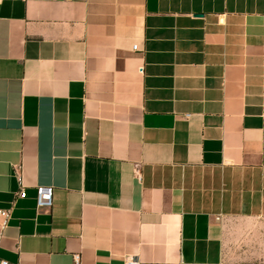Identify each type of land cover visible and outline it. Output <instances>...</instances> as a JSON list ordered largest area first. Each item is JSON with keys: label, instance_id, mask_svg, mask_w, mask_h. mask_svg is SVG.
<instances>
[{"label": "crops", "instance_id": "crops-1", "mask_svg": "<svg viewBox=\"0 0 264 264\" xmlns=\"http://www.w3.org/2000/svg\"><path fill=\"white\" fill-rule=\"evenodd\" d=\"M263 105L264 0H0V262L264 264Z\"/></svg>", "mask_w": 264, "mask_h": 264}, {"label": "built area", "instance_id": "built-area-1", "mask_svg": "<svg viewBox=\"0 0 264 264\" xmlns=\"http://www.w3.org/2000/svg\"><path fill=\"white\" fill-rule=\"evenodd\" d=\"M135 49V47L133 48ZM263 116H264V105H263ZM187 117V116H186ZM18 180V191L15 193V198L22 199L25 197V189L21 184L19 174H17ZM53 189L51 187H37L35 197V208L37 211H48L52 206ZM11 219V210L0 209V230L3 231ZM0 264H7L0 262ZM74 264H79V256H74ZM124 264H138L134 258H128Z\"/></svg>", "mask_w": 264, "mask_h": 264}]
</instances>
